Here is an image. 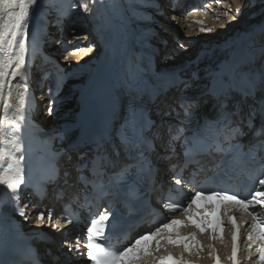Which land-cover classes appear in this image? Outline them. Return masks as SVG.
Listing matches in <instances>:
<instances>
[{
	"label": "bare ground",
	"instance_id": "obj_1",
	"mask_svg": "<svg viewBox=\"0 0 264 264\" xmlns=\"http://www.w3.org/2000/svg\"><path fill=\"white\" fill-rule=\"evenodd\" d=\"M150 1L102 0L103 7L93 8L92 5V10L99 16V20H97L94 15L83 14L79 6L73 11L70 5L76 0H72V2L71 0H40V7L30 25L32 39L29 41V53L26 55L27 80H20L19 78L14 80L11 84L12 96L9 97V103L12 105V109L8 113L10 118H14V110L21 101L26 105L27 124L24 129V136H38L43 139L54 137L64 141L67 132L76 126V120L80 116L81 100L85 97L84 94L87 95L101 77L109 73L118 76L124 69L131 67L132 62H139L143 75L156 86L159 82L170 80L168 86L163 89L165 94H169L172 88L170 84L173 82L169 78L170 76L177 77L179 81H186L185 78L188 81L195 70L199 71V75L201 73L203 75L199 76L200 78L187 92L184 91L183 87L180 92L186 94L204 90L210 83L208 78L215 75L223 63L227 61L235 39L245 31V27L249 29L264 23V0H248V6L242 7L238 17H235V9L238 5H243L245 0H227L224 3V8L216 5L212 6L206 13L198 11L182 17L175 13L167 16L169 14L167 9L162 15L158 9L149 8ZM158 1L154 0L152 3H158ZM88 2L90 5L93 4L92 0H88ZM229 5L233 9L230 13L233 24H229L225 19L226 15H224V10ZM3 7L2 2H0V9ZM11 11L13 9H7L3 12V15L0 16V24L8 20V13ZM49 13L50 15H48ZM217 16L220 18L217 19ZM169 17L175 19L170 20ZM160 19L166 23L165 29H161L160 33L168 40V44L162 53H167L172 49L174 51L169 56L163 55V57L161 56L162 53L157 55L159 56L157 60L159 63L158 74H152L149 69L152 62L149 54L150 41L147 39L152 35V31L147 33V38L132 37V33L135 32V24L136 29L140 31V24L145 26L149 23L158 27L157 20ZM201 27L211 28L213 31L201 34L199 32ZM53 29H58V35H65L69 41H73L74 36L79 37V41H73V43L82 45L80 52L71 50L66 54L62 53L64 43L55 42L54 47H44L51 43L46 42L45 44L44 42L41 47L38 41H46L49 36H47L48 34L45 35V32L53 34ZM262 33L264 34V32ZM10 39L11 34L6 37L3 46H0V60L2 61L7 60V41ZM180 43H184L185 48L186 45L189 46L188 44L190 46L188 49L175 54L176 50H181L178 46ZM89 45H96V47L86 55L83 50L87 49ZM41 52L42 55H40ZM40 56H49L58 62L62 68L61 73L64 75L62 94L68 90L66 101L70 100L68 105H65V102H62L59 97L53 99L55 101L52 105L54 111L49 117L47 99L44 98L42 92L34 91L33 75L31 76L28 70L31 60L34 58L39 63L41 61ZM217 61L220 63L213 65ZM155 68L154 63V70ZM195 74L197 75L198 72ZM25 83L27 87L22 86ZM3 115V105L0 102V118H3ZM52 119L54 120L53 125ZM0 137L4 139L5 146L10 150L15 146L12 126L0 125ZM9 194L3 187H0V231L3 232L15 227L13 225L15 220L12 214V206L8 201ZM37 222L40 221L37 220ZM51 224L52 221H49L47 227H51ZM74 262L78 263L80 260L76 259Z\"/></svg>",
	"mask_w": 264,
	"mask_h": 264
},
{
	"label": "snow or ice",
	"instance_id": "obj_2",
	"mask_svg": "<svg viewBox=\"0 0 264 264\" xmlns=\"http://www.w3.org/2000/svg\"><path fill=\"white\" fill-rule=\"evenodd\" d=\"M3 4V9H0V16L7 9H13L8 13V20L0 24V46L5 43L6 37L11 34V39L7 41L8 44V57L6 61L0 60V102L3 105V118H0V125H10L13 127V134L15 136L14 144L15 150H10L5 146V141L0 137V187H3L7 192L11 194L12 210L17 212L20 217L27 220L25 211L19 208V202L21 200V193L25 180V166L26 157L23 147V133L27 124L26 105L23 101L14 110V118L8 116L9 111L12 109V105L9 103V97L12 96L11 84L14 80L19 78L20 80H27V62L26 55L29 53V41L32 39L30 33V25L34 19L36 11L40 7V0H0ZM217 4L220 0H215ZM93 8L103 7L102 0H92ZM79 9L83 14L95 15L92 9H89L88 0H76V2L70 5V8L75 11ZM248 6V0H245L243 5H238L235 9L236 15L241 14L242 7ZM18 9V10H16ZM233 11L231 6L224 10V15L229 16V23L232 20L230 13ZM220 17L217 16V19ZM175 19V18H174ZM210 28L201 27L199 32L201 34H207L212 32ZM79 37L74 36L73 41H79ZM73 41H68L64 44L65 50L68 47H78ZM182 50L185 49L184 43L178 45ZM85 54L93 51L92 47L83 50ZM198 79L195 73L192 74L188 81H181L183 89L187 92L188 89L193 87L194 82ZM262 86H264V73L261 76ZM27 87L25 83L22 85ZM55 101H49L48 112L51 115L54 111L53 104ZM200 101L195 96L183 95L177 101L175 108L170 110L167 115H171L172 111L179 109L183 113V118H190L192 113L198 108ZM264 111V109H262ZM180 112H177L179 117ZM248 119H254V113H249ZM220 124L226 125V120H218L217 126ZM122 144L127 149V155L138 162L143 159L144 151L146 150V141L142 135L133 130L132 133H126L122 137ZM90 147L87 152H80L77 155L75 163L70 164V168L65 172L66 179L71 178L73 170L89 169L94 174L97 182H111L118 179L121 183H126L132 178V172L129 166L124 165L119 170L124 174L121 176H109L108 169H112L115 173L117 170V161L114 159L118 153H111L108 151L107 137L101 135L99 137H93L88 141ZM72 147V143L69 144ZM6 165V166H4ZM77 165L79 168H77ZM261 167L264 168V161H261ZM127 169V171H125ZM173 183L176 186H181L183 180L177 176L174 178ZM253 189L249 192L247 197H241V194L230 193L228 190H195L194 187H189L191 192L190 199L185 201H176L165 203L163 205L164 211L169 217H173L177 211L184 214L186 221L198 220L194 226L196 229L203 231L211 224L210 217L216 218V227L213 231L219 229L221 223L219 219V205L212 204L211 206H205L203 212L197 207L199 201L205 202L211 201L213 198H217L219 201L224 202L225 215L228 222L231 223L233 228V250L230 259L233 264H239L236 260V240L239 226L236 223L234 216L228 215L233 209L243 210L248 212L252 216L251 231L248 232L249 240L255 243L253 237L260 241L258 245L259 261L260 264H264V219H260L256 214V207H264V174H261L258 179H253ZM25 207H28L26 204ZM45 212L40 211L37 216L38 221H43L45 218ZM49 219L53 217V212L47 213ZM116 218L114 211L110 209H104L100 212L98 218L92 219L90 226L87 228V237L85 243L86 255L91 264H141L142 258L149 255V246L154 238L167 236V241L170 244H175L177 241L184 242L191 238L196 247H199V241H196V232L190 233V236L186 237L181 235L176 226L186 222L176 218H169L166 222L149 228L143 234L137 235L129 244L123 248L110 250L108 246V235L105 226L107 225L109 230L111 228V221ZM55 227V226H53ZM175 229V236L169 234L168 230ZM79 241V237H77ZM67 245V241L65 242ZM157 247H159V240H156ZM190 245L184 243V249L189 250ZM211 247V245H209ZM252 244H249V248ZM77 252L80 250L79 243H77ZM68 251L72 252L73 249L69 245ZM214 255V251L210 253ZM172 261V264H191L189 260L180 258L173 259L171 254L162 256L158 260V264H168ZM216 264H220L219 258L216 257Z\"/></svg>",
	"mask_w": 264,
	"mask_h": 264
},
{
	"label": "rangeland",
	"instance_id": "obj_3",
	"mask_svg": "<svg viewBox=\"0 0 264 264\" xmlns=\"http://www.w3.org/2000/svg\"><path fill=\"white\" fill-rule=\"evenodd\" d=\"M71 2H72V1H71ZM254 2H255V1H254ZM92 5H93V4L90 5V2H88L89 9H92ZM251 5H252V4H251ZM77 6H79V5L77 4ZM97 9H99V8H97ZM50 12H51V11H50ZM235 13H236V12H235ZM230 16H231V15H230ZM235 17H238V16L236 15ZM169 18H170V17H169ZM171 19L174 20V18H170V20H171ZM225 19L229 22V16H225ZM168 20H169V19H168ZM233 23H234V22L231 20V22H230L229 24H233ZM210 29H211V28H210ZM183 34H184V33H183ZM188 45L190 46V44H188ZM189 46L186 45V48H185V49H188ZM173 51H174V49L170 50V51L168 52V54L171 55V54L173 53ZM176 51H177V52H175V54H178V53H180V52L182 51V49H181V50H176ZM216 63H217V62L213 63V65H214V64L216 65ZM208 65H209V64H208ZM156 68L158 69V64H156ZM197 72H198V74H197L198 76H197V77L200 78L201 75H203V73H201V74L199 75V71H198V70H197ZM199 76H200V77H199ZM175 78H177V77H175ZM69 79H70V78H69ZM185 80L187 81L186 78H185ZM200 81H203V80H200ZM67 92H68V90H67ZM67 92H64V96H65V97L63 96L62 99H61L62 102H65V103H64L65 105H68V103H69V101H70V100L66 101V100H67ZM65 94H66V95H65ZM48 117H49V114H48ZM47 119H49V118H47ZM49 121H50V120H49ZM53 122H54V120L52 119V125H53ZM48 123H49V122H48ZM48 123H47V125H48ZM47 125H46V126H47Z\"/></svg>",
	"mask_w": 264,
	"mask_h": 264
}]
</instances>
